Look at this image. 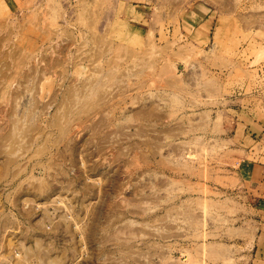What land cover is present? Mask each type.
Wrapping results in <instances>:
<instances>
[{
	"label": "rangeland",
	"instance_id": "obj_1",
	"mask_svg": "<svg viewBox=\"0 0 264 264\" xmlns=\"http://www.w3.org/2000/svg\"><path fill=\"white\" fill-rule=\"evenodd\" d=\"M263 114L264 0H0V264H264Z\"/></svg>",
	"mask_w": 264,
	"mask_h": 264
},
{
	"label": "crops",
	"instance_id": "obj_2",
	"mask_svg": "<svg viewBox=\"0 0 264 264\" xmlns=\"http://www.w3.org/2000/svg\"><path fill=\"white\" fill-rule=\"evenodd\" d=\"M263 91L262 88H252L249 92H250V96L248 97V99L245 97L244 99H239L238 97H236L235 95L233 96H230L229 98V102H228V105L230 106V110L233 111L232 113L230 112V115L227 116V120L225 123H227L228 121L230 125H234V126H237L238 124V117L236 116V112L237 111H241V110H245V112L249 113L250 110H253V107L255 106V104L257 103L255 101V97H254V93H259L260 91ZM240 91L237 92V94L239 95ZM234 99V100H233ZM245 103V104H244ZM232 105H235L234 108ZM239 106H240V109H239ZM236 111V112H235ZM252 118L251 121H248L247 122V125L248 126H251V127H248L247 128V131H249L250 129V132L248 133V135L250 136V138L253 140V141H256L259 145H262V149H260L259 151V156L261 158H264V121L262 120L261 116L260 117H255L254 115L253 116H249ZM263 117H264V114H263ZM257 129L259 128V131H256V128ZM248 152H251V153H255V151L252 149H250ZM263 164L259 165V167L261 168V175L259 176V180L258 182H254L253 183V186L254 187V190L257 191V194H259V197L262 199V200H258L259 203H264V159H263ZM252 185V184H251Z\"/></svg>",
	"mask_w": 264,
	"mask_h": 264
}]
</instances>
